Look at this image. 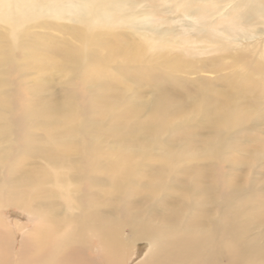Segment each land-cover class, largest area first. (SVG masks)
Masks as SVG:
<instances>
[{
	"label": "bare ground",
	"instance_id": "1",
	"mask_svg": "<svg viewBox=\"0 0 264 264\" xmlns=\"http://www.w3.org/2000/svg\"><path fill=\"white\" fill-rule=\"evenodd\" d=\"M243 2L236 0L210 22L213 31L223 16L253 21L248 28L237 25L223 31L219 26L214 45L201 47L219 53L201 66L218 73L214 78H179L157 67L144 70L143 65L121 72L112 82L98 70L101 60L115 54L134 58L141 46L157 49L151 41L163 35L157 25L151 27L153 21L135 20L130 9L126 14L139 45L131 38L125 46L106 39L109 32L88 28L114 22L108 17L111 4L100 12L103 0H78L73 21L86 29L70 31L79 47L42 48L38 36H28L29 27L21 25L35 14L34 0H0V22L9 26L7 34L0 32V42L10 45L2 50L28 53V62L38 59L32 57L35 53L56 74L70 65L88 85L89 116L111 112V125L104 131L119 142L110 145L90 118L75 122L74 112L59 122L45 120L57 99L40 103V108L21 103L27 123L18 127L5 124L4 114L12 111L0 105V264H264V204L258 206L245 188L227 181H222L220 201L210 196V150L213 159L222 158L228 142L239 139V128H254L260 120L248 109L252 85L238 70L220 73L242 60L248 73L264 75V60L255 69L249 53L240 52L242 44L264 37V0L238 10ZM176 45L186 48L181 41ZM102 47L115 54L98 58ZM155 54L163 55L172 70L184 65L185 72L198 71L192 53L180 58L158 50ZM253 90L257 96L264 93V78ZM147 93L150 99H145ZM62 103L71 107L69 99ZM171 132L175 138H163ZM222 135L224 141L214 147L210 136ZM231 149L226 150L232 153L230 160L235 157ZM10 207L25 212L32 225L2 217L1 210ZM140 243L147 249L136 259ZM93 246L94 256L88 252Z\"/></svg>",
	"mask_w": 264,
	"mask_h": 264
},
{
	"label": "rangeland",
	"instance_id": "2",
	"mask_svg": "<svg viewBox=\"0 0 264 264\" xmlns=\"http://www.w3.org/2000/svg\"><path fill=\"white\" fill-rule=\"evenodd\" d=\"M104 5L98 7V11L103 10L104 12L109 10V5L111 4V9L109 12L112 22L109 27H96L95 24L89 25L88 28H93L94 31H104L107 33L106 39L117 40L121 44L126 46L131 44L128 41L131 38L134 39V43H138L137 38L134 37L135 32L130 27L133 23L128 22L127 12L132 9L135 20L143 21L149 19L153 21L151 26L157 25L162 31V38L151 41L157 49H151L148 46H141L142 50L135 54L134 58L126 59L122 58L119 54H115L113 51L100 48L98 51V58H107L108 56L115 54L113 58L101 60L100 68L98 69L100 73L104 74V78H108L110 81L114 82L115 76L121 72H127L129 69H136L140 66H145L144 70L151 67H157L161 72L172 73L175 77L179 78H196L206 77L207 79L214 78L218 73L210 72L206 70L207 68H202L201 66L205 63L208 64L210 60L217 55L218 52H210L206 50H201L203 46H213V37H220L221 30L218 27L222 26L223 31L227 28H234L237 25H241L243 28H248L252 25L253 21L251 19L240 21L235 15L234 18L231 16L222 17L219 26H216L213 30V35L211 34L210 22L212 20L218 19L223 12L232 6L236 0L228 2L227 0H103ZM244 2L240 5L238 10L246 9L248 10L250 3L253 0H243ZM35 4V14L30 18L23 21L22 26H27L29 30L28 36H38L37 45H42L45 47H55L58 49H75L79 47L80 42L72 34L70 29L78 28L83 30L85 26L80 21L74 22L73 13L77 9L78 0H34ZM216 4V5H215ZM219 7V8H218ZM264 9V5H261ZM214 10H217L214 12ZM59 11H62L60 13ZM101 12V11H100ZM213 15V16H212ZM231 15V14H230ZM232 18V19H231ZM247 24V25H246ZM147 25V24H146ZM259 27V25H253L252 27ZM134 27V26H133ZM151 28V29H152ZM86 29V28H85ZM88 29V30H89ZM9 26L0 22V32L8 33ZM231 31V30H230ZM134 34V35H133ZM4 35V34H3ZM189 35V36H188ZM109 37V38H107ZM183 39H187V42H183ZM180 41L186 44L184 47H176L180 44ZM189 43V45H187ZM147 43V42H142ZM208 44V45H206ZM8 43L4 42V46ZM195 46L191 48V46ZM2 42H0V105L9 111H12L9 116L4 114L5 124H11V127H18L21 124H26L27 120L23 117V113L19 111V107L22 104L30 105L36 103L34 108L44 107L40 103L45 104L47 102L57 101L55 106L53 103L47 109L49 114L46 112V119L48 121L59 122L60 119L65 114H70L74 112L76 114L75 122H79L82 118H90V122L97 128H100V133L103 139L107 140L110 145H116L118 140H113L114 135L110 136L107 134L105 129L109 128L111 125V120L109 114L102 116L103 112L98 115L90 117L88 112L91 106V99H87V87L77 78L74 70H70L68 64L65 65L62 73L56 74V69L53 67H44L48 60H44L38 57L34 52V58L36 60H26L28 55H18L15 51L5 52L2 50L4 47ZM10 46V45H8ZM243 50L240 52L244 54L249 53L247 58L253 62L254 68L257 69L256 64H258L264 55V37L252 40V42H246L240 46ZM188 49L189 53L194 55L191 61L195 62L197 66V73L185 72L187 69H171L168 62H165L164 56L155 54L154 51L158 50L159 53H166L168 57L173 58L181 54L182 57H188L189 53L186 52ZM32 55V54H31ZM24 56V57H23ZM178 58H180L178 56ZM228 59V58H227ZM35 61V64H29ZM242 60H236L232 66L225 68L220 71L221 74H225L232 70L240 71V75L243 76L245 83L250 88L247 93L249 100L243 97L245 100L250 102V107L248 109L254 110L257 117L260 119L256 121V125L247 127L246 129L239 128L240 137L236 142H228L231 146H225L223 148L222 158L216 159V156L212 150H210V196H214L215 200H221V190L224 189L222 181H227L228 183H234V187L245 188V192L248 199L257 203L258 206L264 204V93L256 95L254 91V84L261 82L264 75L258 76L255 74L248 73L241 63ZM262 62V61H261ZM241 67V70L240 68ZM179 69V68H178ZM64 72V73H63ZM87 89V90H86ZM89 94L94 98V91H89ZM130 95V93H128ZM151 94H146L145 99H150ZM69 99L70 106L63 105V100ZM150 102V101H148ZM61 103V105L59 104ZM46 111V109L44 110ZM38 113V110L35 112ZM34 113V114H35ZM256 115L251 114V117H256ZM41 119V118H39ZM34 122V121H33ZM31 122L30 124H33ZM68 123V122H67ZM128 121L127 125H129ZM172 124H174L172 122ZM218 129V128H217ZM143 136L146 132H143ZM154 134V133H153ZM241 134L243 136H241ZM152 134H147L150 136ZM142 136V135H140ZM142 136V137H143ZM175 138L173 133L164 134L163 138ZM211 141L214 143V147L220 143L221 140L224 141V135L222 136H210ZM227 138L228 135H227ZM12 139V138H8ZM116 143V144H113ZM235 149V157L229 159L232 156L231 151L226 152L228 149ZM231 149V150H232ZM234 173V174H232ZM225 182V183H227ZM250 195V197L248 196ZM256 195V196H254ZM1 216L7 220L20 221L22 223H29L31 226L32 222L29 220L28 215L15 208L10 207L8 209L1 210ZM147 249L146 243H140L135 246L138 254L136 259H140L143 253ZM90 255H95V246H93L89 251ZM97 258V256H96ZM98 260V258H97ZM99 263V260L97 261ZM101 264V263H100Z\"/></svg>",
	"mask_w": 264,
	"mask_h": 264
}]
</instances>
